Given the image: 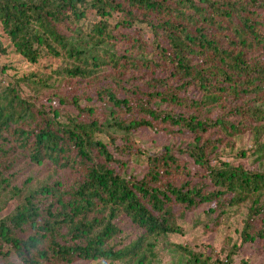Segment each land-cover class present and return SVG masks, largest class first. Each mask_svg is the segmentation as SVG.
Segmentation results:
<instances>
[{
    "label": "trees",
    "instance_id": "1",
    "mask_svg": "<svg viewBox=\"0 0 264 264\" xmlns=\"http://www.w3.org/2000/svg\"><path fill=\"white\" fill-rule=\"evenodd\" d=\"M93 13L116 15L115 25L83 26ZM0 24L26 61H72L50 96L78 113L26 99L19 84L0 92V197L19 192L15 183L32 165L70 174L32 190L0 220V264H154L159 239L184 235L176 210L209 206L219 226L247 201L242 245L264 240V61L256 59L264 0H0ZM0 54H8L1 43ZM114 130H151L174 143L150 154L129 135L117 144ZM249 132L253 148L238 156L254 167L221 160V146ZM132 156L146 158L143 180L122 173ZM123 218L141 231L129 244ZM236 250L215 260L178 244L174 264H233Z\"/></svg>",
    "mask_w": 264,
    "mask_h": 264
},
{
    "label": "rangeland",
    "instance_id": "2",
    "mask_svg": "<svg viewBox=\"0 0 264 264\" xmlns=\"http://www.w3.org/2000/svg\"><path fill=\"white\" fill-rule=\"evenodd\" d=\"M116 19V15L101 19L93 13L82 22V25L91 28L93 22L104 20L114 26ZM143 28L146 33L149 32L146 26H143ZM262 33L264 34V28H262ZM0 43L8 50V54H0V92L9 83L19 84L20 93L24 98L35 101L43 100L42 102L49 109L59 110L61 113L65 112L74 116L78 114L73 107L60 104L55 100L56 98H51L50 96L52 92H60L63 84H66L67 78L62 72V68L72 65V61L67 58L58 59L50 55H44L36 64L26 61L9 47L1 24ZM256 59L264 61V52L258 54ZM102 104L100 102L91 103L89 100L81 101V105L88 108H101ZM103 108L101 109L104 110ZM104 112H99L96 117L104 118L103 115L106 114ZM217 114L218 111H215L214 118L217 117ZM111 133L120 138L117 144H123L121 138L129 135L142 150L150 154L161 152L167 144L174 143L172 137L163 136L151 130L143 133L134 132L128 135L116 130ZM97 137L104 143L111 145L107 135L100 134ZM253 140L251 132L228 139L220 148L221 160L233 164L246 163L249 168H253L254 159L245 161L242 156H238L241 150L253 148ZM124 160L128 162V165L124 167L122 172L124 176L136 180H143L146 177L147 161L144 156H132L124 158ZM58 178L68 180L70 174L67 171H56L48 163L45 165H32L19 176L15 183V186L20 189L19 192L13 191L11 188L7 192L2 193L0 197V220L12 214L16 207L23 204L25 198L32 190L44 184L52 183ZM255 197H252L250 200H253ZM259 200L261 203H264V197L259 198ZM251 204L252 201H247L239 207L230 209L223 217L222 223L219 226H215L213 216L208 212L209 206H204L196 212L187 214L179 209L176 210L174 222L182 227L184 235H170L159 239L156 249L157 261L154 264H174L176 257L174 249L175 245L178 244L187 246L193 252L211 255L215 260H225L231 251L237 249V254L233 258V264H264V240L257 241L252 245H242L241 233ZM121 225L123 227L122 237L126 240L125 243L127 244L133 242L141 233L127 218L121 220ZM12 261L18 263L15 257L12 258ZM183 261L184 264H189L193 262V258L184 257ZM75 264H125V262L101 260L97 262L80 261Z\"/></svg>",
    "mask_w": 264,
    "mask_h": 264
}]
</instances>
